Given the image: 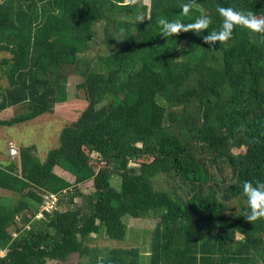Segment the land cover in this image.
I'll list each match as a JSON object with an SVG mask.
<instances>
[{
    "label": "trees",
    "instance_id": "1",
    "mask_svg": "<svg viewBox=\"0 0 264 264\" xmlns=\"http://www.w3.org/2000/svg\"><path fill=\"white\" fill-rule=\"evenodd\" d=\"M185 2L0 0V113L21 107L0 128L53 113L69 100L72 75L88 102L44 161L32 145L19 165L0 163V193H11L0 194V264H264V218H244L242 194L245 181L264 182V36L237 26L215 49L202 39L222 26L217 6L260 17L264 0H195L187 16ZM200 16L212 20L201 35L160 36L161 18ZM100 36L105 52L86 60ZM45 193L59 204L38 219ZM152 209L163 211L148 259L92 244L103 232L124 240L126 220Z\"/></svg>",
    "mask_w": 264,
    "mask_h": 264
},
{
    "label": "rangeland",
    "instance_id": "2",
    "mask_svg": "<svg viewBox=\"0 0 264 264\" xmlns=\"http://www.w3.org/2000/svg\"><path fill=\"white\" fill-rule=\"evenodd\" d=\"M147 4L150 0H145ZM101 36H103L102 28L96 29ZM95 37L96 42L90 45V49L82 54L89 59H94L98 54L104 53L105 48H103L102 37ZM187 46L183 43L180 49L176 53V58L182 60L186 54ZM6 56V55H4ZM3 57V56H2ZM0 57V58H2ZM82 80L79 74L72 75L69 79V100L62 104H57L55 106L53 113L44 114L35 120L10 126L0 128V163L2 166H8L9 163L16 159V163L19 165V156L11 158L9 152V145L11 143L15 144L18 151L21 147L35 145L38 150V155L41 160L44 161L47 157L48 152L59 146V139L62 130L72 124L79 116L80 113L87 107V101L85 100V94L82 90H77L76 85ZM3 86H7L8 82L6 78L1 81ZM193 108H191L192 110ZM21 111L20 106L9 108L0 113V118L7 120L14 117ZM100 155L98 153L91 154V158L99 160ZM134 165V162L131 163ZM63 177L68 179L70 182L75 181V177L69 173H61ZM120 177L114 176L111 179V183L117 188L120 187ZM165 179L162 178L159 182L164 189L170 190V185L164 184ZM83 192L89 193L91 191V185L82 186ZM1 195L6 194L11 196V193L1 192ZM82 200L77 198L74 204L81 205ZM66 208V207H65ZM64 208V209H65ZM161 209H152L147 211L141 218H129L126 220L128 226L127 236L124 240H111L105 236L103 232L102 235H91L94 241L93 245L99 246H118L124 248H138L140 252L146 255L149 254V248L152 241L153 230L156 227L160 216L162 215ZM39 213V212H38ZM241 235H237V238H241ZM1 251V250H0ZM77 258H72L71 262L76 263ZM47 264H56L55 262H49Z\"/></svg>",
    "mask_w": 264,
    "mask_h": 264
},
{
    "label": "clouds",
    "instance_id": "3",
    "mask_svg": "<svg viewBox=\"0 0 264 264\" xmlns=\"http://www.w3.org/2000/svg\"><path fill=\"white\" fill-rule=\"evenodd\" d=\"M125 2L130 7H142L145 4V0H125ZM194 2L195 0H186L181 6V14L187 16ZM217 12L223 18L221 28L218 31H208V34L202 37L203 43L209 45L211 49H215L217 43H228L232 39L234 29L237 26L264 36V16L258 17L251 11H238L232 7L223 6H217ZM136 19L138 23L146 20L143 15L137 16ZM158 23L160 36L168 38L188 32L201 35V33L209 29L212 20L208 16H200L194 22L185 24L178 19L170 21L166 18H161ZM242 194L247 198L248 205V211L244 213V218L250 223L264 218V182L256 181L254 184L252 181H245Z\"/></svg>",
    "mask_w": 264,
    "mask_h": 264
},
{
    "label": "built area",
    "instance_id": "4",
    "mask_svg": "<svg viewBox=\"0 0 264 264\" xmlns=\"http://www.w3.org/2000/svg\"><path fill=\"white\" fill-rule=\"evenodd\" d=\"M9 152L11 157H15L19 155V151L16 147L15 144L11 143L9 145ZM44 201H43V206L41 207L39 213L37 214V218H42L44 216V213H51L54 211L59 204V197L56 194L53 193H45L44 194ZM6 255L5 251H0V257H4Z\"/></svg>",
    "mask_w": 264,
    "mask_h": 264
},
{
    "label": "crops",
    "instance_id": "5",
    "mask_svg": "<svg viewBox=\"0 0 264 264\" xmlns=\"http://www.w3.org/2000/svg\"><path fill=\"white\" fill-rule=\"evenodd\" d=\"M11 158H13V157H11ZM54 172L58 175V176H60V177H62V178H65V177H63L62 176V174L61 173H69V172H67V171H65V170H63L62 168H60V167H56L55 169H54ZM70 174V173H69ZM72 175V174H71ZM66 179V178H65ZM68 180V179H67ZM69 181V180H68ZM92 235H96V234H92ZM90 238H91V236H90ZM91 239H93V238H91ZM93 241V240H92ZM105 246H107V245H105ZM109 247H114V246H109ZM116 247H118V246H116ZM144 254V253H143ZM145 255V254H144ZM147 255H149V254H147ZM74 258H77V260H76V262L78 261V257H74ZM73 263V262H72ZM74 264V263H73ZM76 264V263H75Z\"/></svg>",
    "mask_w": 264,
    "mask_h": 264
}]
</instances>
